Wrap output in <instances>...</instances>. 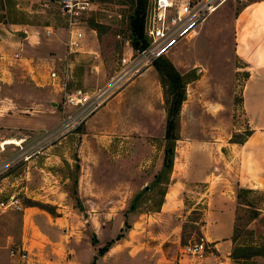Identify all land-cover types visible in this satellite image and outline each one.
<instances>
[{"label": "rangeland", "instance_id": "rangeland-1", "mask_svg": "<svg viewBox=\"0 0 264 264\" xmlns=\"http://www.w3.org/2000/svg\"><path fill=\"white\" fill-rule=\"evenodd\" d=\"M95 1L94 10L85 19L81 49L67 57V27L56 0H0V201L17 200L21 207L20 210L12 207L0 210V264L11 260L23 264L27 259L28 252L19 247L17 239L19 221L27 206H32L40 215L48 213L52 217L63 216L65 220L82 218L85 210L79 209L80 200L75 198L76 186L73 179H67L71 172L76 176V164L67 170L62 164L56 166L45 162L43 153L46 149L60 147L72 163L76 159L75 146L80 139L78 134L84 131V123L103 107L108 113L103 116L105 121L117 118L128 126L123 134H104H109L115 142L122 139L126 144L123 147L129 150L130 170L141 169L142 172L138 175L143 180L138 176L130 178L135 184L134 187L131 184L130 189L133 188L135 193L128 199L125 213H129L132 203L135 210L128 215V223L154 212L161 201L164 187L153 186L154 178L150 176L154 171H160L166 146V114L160 78L152 66L155 77L148 78L142 71L130 79L127 76L128 80H118L136 53L131 46L129 29L135 4L133 0ZM259 1L262 0H227L196 33L176 43L158 59V64L163 60L170 62L188 82L185 87L187 103L183 102V113L179 115L178 136L181 135L182 139L213 140L216 137L227 141L231 136L232 141H243L249 134L241 98L246 73L235 74L234 68H241L242 63L234 59L232 49L236 18L244 8ZM150 2L147 0L145 21ZM260 24L256 22L254 26ZM252 31L250 37L255 36L256 30L252 28ZM15 53H20V61L12 60ZM65 57L73 69L65 92L73 94L80 90L88 97L80 118L74 115L76 109L66 103L65 92L60 85L53 83L48 76L50 69H58L59 59ZM219 102L222 103L221 113L217 117L214 115V119L202 113L212 116L208 109H211V104ZM194 106L198 114L189 112ZM29 118L43 121L47 130L28 131L19 127L29 122ZM47 132L52 135L44 140ZM23 134L28 135L25 144L2 146L5 140H18ZM139 143L143 144L145 151L137 158L132 148ZM29 155L34 156L32 164L27 161ZM117 159L112 152L106 157V164L115 165ZM56 185L67 191L63 201L69 208L60 207V211H56L50 204L52 199L49 198L55 193H47L46 188ZM195 190L202 192L204 186L199 185ZM238 190L236 188V195ZM254 191L257 193L237 200L240 204L234 242L235 246L244 249L252 243L259 245L264 239L260 234L263 230L256 228V233L249 228L253 221V208L258 209V214L264 210V191ZM189 197L186 202L192 203L194 196ZM194 198L197 202L201 196ZM73 205L74 211L70 209ZM204 207V199L199 200L196 210L184 219L182 247L201 242ZM72 223L75 228L77 223ZM249 231L253 234L250 235ZM250 263L256 264L253 260Z\"/></svg>", "mask_w": 264, "mask_h": 264}, {"label": "crops", "instance_id": "crops-1", "mask_svg": "<svg viewBox=\"0 0 264 264\" xmlns=\"http://www.w3.org/2000/svg\"><path fill=\"white\" fill-rule=\"evenodd\" d=\"M256 22L262 24L257 28L254 26ZM251 23L253 26H250ZM252 28L256 30L254 37L249 35L253 32ZM233 45V57L242 63V67L234 68V72L246 73L241 98L250 136L242 144H236L230 143L231 136L226 141L216 137L213 140L182 139L180 135L175 144L172 173L160 209L128 223L131 213H125L127 202L135 193L133 188L130 189L131 184L132 187L135 185L130 178H139L138 173L142 172L141 169L130 170L129 150L123 147L126 144L122 139L115 142L109 135L123 134L128 126L117 118L105 121L103 116L108 113L104 107L99 109L84 123V131L78 134L76 159H71L72 163L60 147L46 149L43 153L45 162L55 163L56 166L62 164L67 170L72 168L73 163L76 164V176L71 172L67 179H73L75 198L80 200L79 209L85 210V213L82 218L65 220L63 216L40 215L32 206H27L21 215L17 234L19 247L28 252L23 264H90L96 256V264H235L232 253L236 247V188L264 191V0L240 12L236 18ZM145 73L148 78L155 77L151 67ZM210 107L208 112L213 117L202 113L214 119V115L217 114V117L221 113L222 103H214ZM189 112L198 114L195 106ZM182 113L183 110L181 116ZM19 127L28 131L47 130L43 121L34 119ZM18 141L21 142L19 145L25 144L28 135L23 134ZM141 146L142 149H139ZM144 151L140 143L132 148L137 158ZM112 152L118 158L117 163L108 166L106 157ZM33 155L28 157L29 164L34 160ZM157 173L154 171L150 176L154 178ZM199 185L204 186L202 192L195 190ZM46 192L55 193L49 202L56 211H60V207L67 209V202L63 201L67 191L61 186H50ZM190 195L204 199L201 238L208 250L201 259L181 254L184 219L196 210L199 203V200L194 202V197L192 203H187ZM73 207L70 209L76 210ZM260 211L249 224V228L256 233L257 229L264 231V210ZM72 222L77 223L75 228ZM125 224L129 227L122 238L98 257L97 250L115 239ZM260 234L264 236V232ZM93 237L95 246L92 245ZM252 260L256 264H264L262 257ZM5 264L20 262L11 260Z\"/></svg>", "mask_w": 264, "mask_h": 264}, {"label": "built area", "instance_id": "built-area-1", "mask_svg": "<svg viewBox=\"0 0 264 264\" xmlns=\"http://www.w3.org/2000/svg\"><path fill=\"white\" fill-rule=\"evenodd\" d=\"M227 0H151L147 9L145 21L146 46L137 50L133 58L124 67L118 80L130 79L142 71H146L153 64L165 56L168 51L179 41L192 36L203 25V23L220 8ZM60 15L67 27V57L80 51L84 40L85 19L94 10L95 0H56ZM47 35L50 32L47 31ZM59 59L60 67H52L49 71V79L60 85L62 92H65L68 82L72 79L73 69L69 59ZM20 53L12 57L14 61H20ZM127 76L129 78L127 79ZM85 96L80 90L73 94L65 92L66 103L76 109L75 117L80 118L85 107ZM51 132L45 134V139L50 137ZM12 207L20 210L17 200L9 202L0 201V210ZM208 246L201 242L182 247L181 254L196 259L205 256ZM15 251L12 252V255ZM19 254V252H17Z\"/></svg>", "mask_w": 264, "mask_h": 264}, {"label": "trees", "instance_id": "trees-1", "mask_svg": "<svg viewBox=\"0 0 264 264\" xmlns=\"http://www.w3.org/2000/svg\"><path fill=\"white\" fill-rule=\"evenodd\" d=\"M135 6L133 14L130 16L129 20V29L131 33V46L134 50H141L146 46V38H145V11L147 0H133ZM160 60V59H159ZM159 60H157L153 67H155L158 72L160 78V85L163 90V98H164V110L166 114V126H165V135L164 141L166 143L164 149V156L161 165L160 171L154 177L153 186H163L164 188L161 191V201L158 203L157 209L154 212H157L160 209V206L163 201V197L166 192L167 185L169 184L170 175L172 173L173 162H174V152H175V144L179 139L178 129H179V115L181 111V107L183 102L185 101V87L188 83L184 76L179 74L174 66L168 62L167 60L160 61L161 64H158ZM168 87V90H167ZM251 132L247 134L246 138L250 136ZM245 138V139H246ZM244 139V140H245ZM243 141H232L230 143L242 144ZM257 191L242 189L239 188L238 193L236 195L237 200L239 201L241 198L248 194H256ZM264 195V192H263ZM238 204H240L238 202ZM248 207H251L250 204H245ZM135 210V206L132 203L129 212H133ZM47 211V210H46ZM258 209L253 208V216L252 220L258 217ZM128 225L125 224L124 229L120 230V233L116 236L115 239L106 243L105 246L99 248L97 250L98 257L103 256L110 246L122 238L123 232L127 229ZM235 227H234V236H235ZM249 234L252 235L251 231ZM262 240V238H260ZM253 245H249L247 248H242L240 246L234 247L232 253V259L235 264H240L241 262L249 263V261L254 257H262L264 259V239L263 242L259 245L257 243H252ZM92 245H96V240L92 238ZM240 253H244L242 256ZM97 260V256L93 258V261L90 264H95ZM254 264V263H252Z\"/></svg>", "mask_w": 264, "mask_h": 264}, {"label": "bare ground", "instance_id": "bare-ground-1", "mask_svg": "<svg viewBox=\"0 0 264 264\" xmlns=\"http://www.w3.org/2000/svg\"><path fill=\"white\" fill-rule=\"evenodd\" d=\"M21 142L18 140H14V139H7L2 143V146L5 145H19ZM22 145V144H21Z\"/></svg>", "mask_w": 264, "mask_h": 264}]
</instances>
